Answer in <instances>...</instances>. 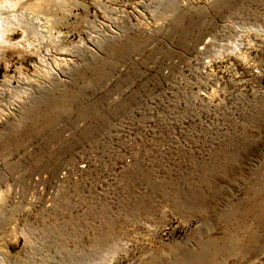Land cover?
Instances as JSON below:
<instances>
[{
	"label": "rangeland",
	"instance_id": "obj_1",
	"mask_svg": "<svg viewBox=\"0 0 264 264\" xmlns=\"http://www.w3.org/2000/svg\"><path fill=\"white\" fill-rule=\"evenodd\" d=\"M0 26V264H264V0H0Z\"/></svg>",
	"mask_w": 264,
	"mask_h": 264
},
{
	"label": "bare ground",
	"instance_id": "obj_2",
	"mask_svg": "<svg viewBox=\"0 0 264 264\" xmlns=\"http://www.w3.org/2000/svg\"><path fill=\"white\" fill-rule=\"evenodd\" d=\"M2 27L0 26V34H1V32H3L2 30L3 29H1ZM2 40V39H1ZM38 111V112H37ZM37 111H35L32 115H34V116H37V115H43L44 116V112L43 111H41L40 112V110H37ZM43 112V113H42Z\"/></svg>",
	"mask_w": 264,
	"mask_h": 264
}]
</instances>
